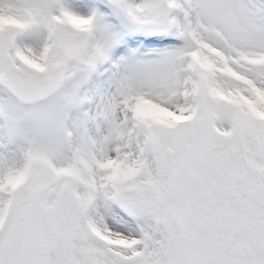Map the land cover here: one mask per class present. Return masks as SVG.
I'll return each instance as SVG.
<instances>
[{
  "label": "snow or ice",
  "instance_id": "1",
  "mask_svg": "<svg viewBox=\"0 0 264 264\" xmlns=\"http://www.w3.org/2000/svg\"><path fill=\"white\" fill-rule=\"evenodd\" d=\"M0 264H264V0H0Z\"/></svg>",
  "mask_w": 264,
  "mask_h": 264
}]
</instances>
